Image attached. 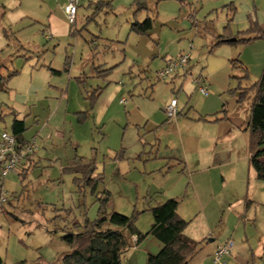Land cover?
I'll return each instance as SVG.
<instances>
[{
	"label": "rangeland",
	"instance_id": "obj_1",
	"mask_svg": "<svg viewBox=\"0 0 264 264\" xmlns=\"http://www.w3.org/2000/svg\"><path fill=\"white\" fill-rule=\"evenodd\" d=\"M135 1L81 0L70 31L65 12L69 0H0V72L4 77L19 72L0 89V136L11 132L18 117L29 128L25 136L36 137L38 146L35 164L25 178L19 176L22 164L6 177L0 168L4 264H65L63 257L71 251L62 238L66 225L75 218L84 220L85 215L95 219L97 196L105 190L111 197L108 211L136 213L135 225L143 234L155 222L151 209L176 194L178 213L190 221L185 235L200 241L189 264H216L217 249L228 241L248 245L249 264H264V182L257 179L250 163L247 124L219 136L218 124L197 121L200 109L209 106L214 95L222 98L226 111L211 116L225 113L226 119L248 121L253 93L239 102L234 91L240 85L250 87L261 76L264 40L239 44L248 49L243 48L236 66L231 62L235 72L229 76V88L216 93L208 86L214 93L210 97L198 91L196 71L177 77L176 83L158 77L164 57L175 58L183 48L191 52L192 66L200 65L199 54L203 59L213 46L209 32L223 34L229 26L236 38L253 21L263 24L264 0H227L229 4L217 8L212 4L222 0H187L186 5L178 0H150V10L137 16ZM164 3H177L182 16L163 14ZM255 5L259 16L251 18ZM148 16L155 18L149 34L131 31L135 19L143 22ZM51 19L56 25L53 31ZM116 65L126 72L121 71L122 89L106 106L108 111L84 114L91 106L89 96L107 83L96 76L97 68ZM240 66L248 75L245 79H240ZM174 97L190 109L170 119L161 105ZM182 117L189 119L178 123ZM193 117L196 120H190ZM178 150L185 161L160 156ZM91 162L96 167L94 176L101 174L96 194L74 182L81 175L73 167ZM113 227L133 243L122 257L123 264H147L149 254L163 247L151 234L136 244L137 237H131L127 228ZM224 262L242 264L230 256Z\"/></svg>",
	"mask_w": 264,
	"mask_h": 264
},
{
	"label": "trees",
	"instance_id": "obj_2",
	"mask_svg": "<svg viewBox=\"0 0 264 264\" xmlns=\"http://www.w3.org/2000/svg\"><path fill=\"white\" fill-rule=\"evenodd\" d=\"M162 0H156L159 3ZM182 5L188 4L187 0H178ZM150 0H136L133 5L136 7L135 16L141 11L150 10L148 5ZM96 14V13H95ZM192 16L194 20L195 15ZM155 18L148 16L143 22L135 21L131 25V31L140 35L149 34L154 26ZM71 23V27L75 24ZM195 24V22H194ZM233 37L232 31L228 26L225 32L219 36L218 42L212 47L228 43L232 45L248 44L255 40H264V23L259 24L253 21L247 30L238 32L236 40H230ZM237 61V60H236ZM233 65L236 66L235 61ZM102 66L97 68V77H106L113 68L101 70ZM1 71V70H0ZM60 73V71H54ZM19 72L15 71L8 77H4L0 72V89L8 84L10 78L16 76ZM245 73L240 79L247 78ZM105 87H97L89 96L90 108L84 114L89 115L93 111L97 100L103 93ZM234 93H238L239 102L253 93L250 106V114L245 127L250 132V163L255 169L257 178L264 182V68L261 76L250 87L239 86ZM226 110H222L225 112ZM222 119H225L223 117ZM219 120V119H218ZM25 120L15 117L11 124V133L17 139L19 148H25L30 142V138L25 136L28 131ZM35 154L24 156L20 177L25 178L28 175L34 162ZM73 170L81 175L74 179L79 188H90L93 194L97 192L98 181L101 174L94 176L96 170L93 162L82 166L73 167ZM3 183L0 184V196L2 194ZM99 209L97 217L90 219L85 215L84 220L74 219L72 224L66 225L63 239L70 245L71 251L63 257L65 264H123V255L133 246L132 241L118 228L125 227L131 237L136 236V244L143 241L148 234L158 239L163 247L157 254H149L147 264H189L190 260L197 253L200 241L193 240L185 235V230L190 224L178 213L180 200L171 198L162 204L151 209L154 216V225L150 232L143 234L135 225L137 219L136 213L131 216L121 214L116 211L109 212L111 202L110 192L105 190L102 196H97ZM113 225V226H111ZM21 261L16 264H24ZM0 264L4 260L0 255Z\"/></svg>",
	"mask_w": 264,
	"mask_h": 264
},
{
	"label": "crops",
	"instance_id": "obj_3",
	"mask_svg": "<svg viewBox=\"0 0 264 264\" xmlns=\"http://www.w3.org/2000/svg\"><path fill=\"white\" fill-rule=\"evenodd\" d=\"M154 1L156 2V0H154ZM232 2H234V0ZM227 4H229V2L227 0H222V1H219L217 3L214 2L211 7L212 8H217L219 6H224V5H227ZM163 5L165 6L164 11H162L163 6H161V12L163 14H166V15L167 14L178 15L180 17L182 16V12L180 11V6L177 3H173L172 6H169L168 3H164ZM158 8H159V6H158ZM156 10H157V7H156ZM260 12H262V14H264V1L261 3ZM252 16H254V17L255 16L256 17L259 16L258 5H257V8H256V5H255V9H253V11H251L250 17L252 18ZM242 19L246 20L245 16ZM244 20H242V21H244ZM50 25H51L50 26V30L53 31L55 29L56 25H55V23H54V21L52 19H51V24ZM237 28H238V25H237ZM70 31H72V27L70 28ZM208 34H209V37H210L208 41H212L213 40V42H212L213 46L218 42L219 36L222 35L221 31L219 32L218 30H213L212 32H209ZM204 41L206 42V40H204ZM252 43H255V42H252ZM225 44H228V43H225ZM249 44H251V43H249ZM238 45H232V46H229V47L228 46H224V45L222 47V45H219V46H221L219 49H215V48L212 49V47H213L212 46L211 49L208 52L203 53V54H205L203 59H202V52H201L199 54L200 57H201V61H202V62L200 61L201 64L199 62L200 65L192 66V60L193 59H191V61L189 63V66H188V72H186V73L185 72H181V73L173 76L171 79H169V83H176L175 80L177 79V77H181V76L187 77L189 74H193V72L196 71L197 72V76L198 75H202L206 79L207 85L211 86L212 90H214L216 93H219L222 90L226 91L229 88V86H230L229 76H230V74L232 72L233 73L235 72V70L232 71L233 66H232L231 62L232 61H236V60L238 61V59H241V54L243 52V48H245L244 50L248 49L247 45H243L244 47H242V45H239V46ZM226 49H229V51L225 52ZM184 52H186L185 48L182 49V51L177 55V57H179ZM188 52L191 53L190 51H188ZM177 57H175V58H177ZM191 58H192V54H191ZM171 59H174V57H164V66ZM242 60H243V62H245L244 59H242ZM120 65H116L114 67H111V68H113L112 71L106 77H103V79L107 83L104 86H100V87H105V89H104L103 93L100 95L99 99L96 102V106H95V108L93 109V112H92L93 114H95V112L98 113L99 110H101V112L104 114L105 110L108 107L109 102L122 89V87L120 86V85H122V81H120V75L123 72L122 70H124L123 68H125V67H121V68L117 69L118 66H120ZM240 67L242 69H240L241 71H239V72L243 76L245 74L244 73L245 71H244V68L242 66H240ZM105 69H107V68H105ZM105 69H101V70H105ZM114 70H116V71H114ZM125 72L126 71L124 70V73ZM100 78H102V76ZM184 86H185V83L184 82L181 83L180 88H179L178 91L180 92V90H183ZM174 91L176 93H178L175 88H174ZM198 91H199V89H198ZM200 94H202V93L200 92ZM212 94H214V93H212L209 90V94L208 95H203V94L202 95L206 96V97H208V96L210 97V95H212ZM214 96L216 98L212 99L211 103L208 102L209 106L205 105L204 108L200 109L201 110L200 111L201 115L197 119V121L204 120L206 122H211V123L218 124L219 136L223 135V134H226L227 132H230L231 129H233L234 127H239L241 129V128L244 127L245 124H247L246 123L247 121H245L241 117H237V118L234 117V118L226 119V115L227 114H225V113L219 114V115L214 116V117L211 116L210 114H214L216 112L221 111L222 108H223V105H224V104L222 105V102H221L222 98L217 97V95H214ZM174 98L178 99V97H174ZM174 98H172V99H174ZM172 99H171V101H172ZM123 100H124L123 98L120 100L121 103L124 102ZM170 102L169 101H167V102L165 101V103L161 105L162 106L161 108H162L163 111H165L166 106ZM178 102H179V113H178L177 118L179 116H181L183 113H186L187 110L190 109V108L188 109V107H186V105H182V103L179 101V99H178ZM213 105H214V108H213ZM191 108H193V106ZM106 111H108V110H106ZM203 114L205 115L204 119H202L203 118ZM195 117H196V115H195ZM223 117H225V119H222ZM187 119H189V118L188 117H186V118L182 117V118L179 119L178 123H181L183 120L187 121ZM190 120H196V119H194V117H193V119H190ZM165 122H168V119H166ZM160 156H161L162 159H165V160L177 159V157L180 160H184V161L186 160L184 155H183V153H182V150H178L176 153H173L171 151L168 152V153H160ZM33 159H34V162H35V158L34 157H33ZM256 177H257V175H256ZM171 198H177L176 194H172V193L169 194L168 195V199H171ZM230 201H232V198L229 199V201H228L229 204H231ZM133 237H134V239H136V236H133ZM234 247H235L234 248L235 250H234L233 254L230 257H232L234 259V261H236V262H242V264H249L250 256H249V251H248V245L246 243L245 244H235Z\"/></svg>",
	"mask_w": 264,
	"mask_h": 264
},
{
	"label": "built area",
	"instance_id": "obj_4",
	"mask_svg": "<svg viewBox=\"0 0 264 264\" xmlns=\"http://www.w3.org/2000/svg\"><path fill=\"white\" fill-rule=\"evenodd\" d=\"M80 3L81 0H69L68 4L65 6V12L71 23L76 22ZM190 60L191 53L189 52L182 53L179 57L169 60L168 63L158 72L159 79L169 80L181 72H188ZM194 82L203 95L209 94L206 79L202 75L194 78ZM165 112L170 119L177 117L179 113L178 99H172V101L166 106ZM37 150L38 146L36 137L32 138L25 148H19L14 134L4 131L0 136V168L2 171V177H6L9 173L15 170L17 166L23 162L25 155L35 154ZM4 200L2 193L0 196V204ZM233 249L234 244L232 241H228L220 246L215 253L214 262L216 264H225L224 258L231 256Z\"/></svg>",
	"mask_w": 264,
	"mask_h": 264
},
{
	"label": "water",
	"instance_id": "obj_5",
	"mask_svg": "<svg viewBox=\"0 0 264 264\" xmlns=\"http://www.w3.org/2000/svg\"><path fill=\"white\" fill-rule=\"evenodd\" d=\"M230 40L234 41V40H236V38H231Z\"/></svg>",
	"mask_w": 264,
	"mask_h": 264
}]
</instances>
